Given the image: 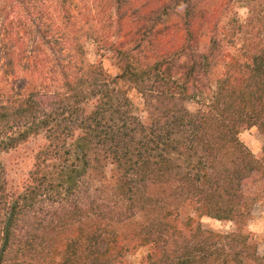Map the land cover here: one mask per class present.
Instances as JSON below:
<instances>
[{"label":"trees","instance_id":"obj_1","mask_svg":"<svg viewBox=\"0 0 264 264\" xmlns=\"http://www.w3.org/2000/svg\"><path fill=\"white\" fill-rule=\"evenodd\" d=\"M57 1L12 0L15 19L0 8V152L44 136L20 190L0 161V264H130L140 247L142 264H264L239 226L257 195L248 191L264 192V149L239 139L253 126L264 134V4L246 2V21L233 14L219 36L200 0H170L186 4L180 25L155 19L173 14L167 0H110L113 10L82 0L75 13ZM177 28L183 40L169 50L162 36ZM87 38L117 59L145 122L117 78L86 62ZM203 216L239 227L214 232Z\"/></svg>","mask_w":264,"mask_h":264},{"label":"rangeland","instance_id":"obj_2","mask_svg":"<svg viewBox=\"0 0 264 264\" xmlns=\"http://www.w3.org/2000/svg\"><path fill=\"white\" fill-rule=\"evenodd\" d=\"M138 0H127V3L130 4L133 3L134 5L138 6L139 3ZM151 1L153 6H160L162 5V0H147ZM184 1V0H183ZM194 0H192L193 2ZM105 2V1H104ZM108 2V6L113 10L114 9V3L110 0H106L105 3ZM246 2H251L249 0H200L199 7L207 9V11L211 14L213 12L214 16L211 19L210 25L213 26V24H216L218 28L219 36H222L221 32H224L228 29V18L232 16L233 14H236L239 20L242 22H245L247 19V16L249 14ZM254 2H257L260 4H264V0H255ZM78 7L83 5L82 0H73L71 2L63 3L60 0L57 1L55 4V7L58 10L62 11L60 13H75L76 12V4ZM98 3V2H96ZM167 3L169 4V7H172L174 3H177L175 10L170 9L169 11H173L170 16H165V13H161V16L155 17V19H159L161 22L171 23V22H177V24H181V16L182 12L184 10V6L186 5L185 2L182 1H175L170 2V0H167ZM95 2L93 0L88 2V5H94ZM12 0H0V8L4 7L3 13H8V19L16 18L14 15L15 11L12 8ZM65 9H68L69 11H66ZM144 9H149V7H145ZM65 10V11H64ZM145 10H141L137 13V18L141 16V14ZM27 18L21 17L22 21H27ZM59 19H61L59 17ZM137 22V19H135L134 23ZM151 24V22H149ZM148 24V22H147ZM159 27V25H157ZM210 28L206 29L204 31L201 41L202 43L208 42L211 32ZM121 38L119 34L116 32L112 35V41L117 42L120 41ZM162 40H164L165 47L169 48V50H172V48H177L180 45V42L183 40V30L177 29H170L167 31L165 36H162ZM83 47L85 50V60L87 63H92L95 65H100L105 72L110 74L113 77L117 78V86L125 89L126 94L128 98L131 101L132 104V111L133 113L138 116L142 121H146L147 119V110L144 106V101L142 99L141 94L134 88L133 84L125 79L123 77L122 69L117 61V59L112 55L110 51H101L98 50L97 44L91 39L87 38L84 40ZM175 74V73H174ZM23 82L19 79L13 80V87L16 89L21 88ZM184 105L191 111H196L198 108H201L200 104L193 100H187L184 102ZM239 139L243 142L245 146L255 155L260 156L263 153L264 149V134L259 131V129L255 126L244 128L239 133ZM44 143V136L43 132H35L34 134L30 133L27 135L26 139L17 143L15 147L4 150L0 152V161L3 164L4 170H5V179L7 180V184L13 187H20L22 182L28 177L29 172L31 171L36 154L38 150H40L42 144ZM111 165L108 164L105 167V174L107 177L106 185L109 180L110 176V169ZM96 178L93 179L92 183L94 184V188L97 189L99 192V189H101L100 180ZM106 180V179H105ZM262 187V185L260 184ZM261 187L257 189H250L251 191H248L249 193L255 191L257 193L255 200L252 203L251 210L249 215L245 218L244 222L242 224H239L241 226V229L244 233L248 234L250 238V242L255 244L257 247V253L262 256L264 255V192H261ZM103 192H99L98 195H103L105 190V196L106 198H111L109 195V187H102ZM156 189L165 190L163 186H160ZM20 190V188H19ZM262 194V195H260ZM260 195V196H259ZM104 197V198H105ZM113 200V199H112ZM186 214H192L195 215L193 210H191L189 207H183L180 210L179 215L185 216ZM200 223L203 228L212 230L214 232L219 233H230L233 231H236L239 227L235 222L228 221V220H217L210 217L203 216L200 218ZM147 253V248L140 247L134 252L128 253L126 255V258L130 262V264H142L144 262L145 256Z\"/></svg>","mask_w":264,"mask_h":264}]
</instances>
